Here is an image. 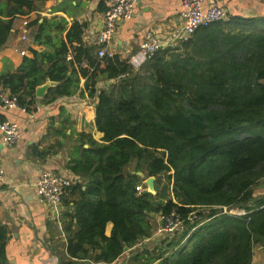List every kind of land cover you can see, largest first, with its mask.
<instances>
[{"label": "trees", "instance_id": "trees-1", "mask_svg": "<svg viewBox=\"0 0 264 264\" xmlns=\"http://www.w3.org/2000/svg\"><path fill=\"white\" fill-rule=\"evenodd\" d=\"M3 14L0 49L11 34L13 16L23 11ZM50 23H29L34 42H40ZM228 27L239 30L233 33ZM83 28L73 23L52 53L29 49L32 57L24 56L16 73L0 74V86L17 97L19 106L31 103L35 88L46 79L59 83L51 100L69 95L67 53L97 66L93 48L81 43ZM194 34L202 37L196 52L188 40L158 51L143 64L145 69H134L116 56L103 58V73L116 80L108 91L96 94L94 74L86 76L88 96L96 94L95 127L103 143L80 134L88 148L80 145L75 151L79 157L72 155L68 163L78 179L69 191L78 198L62 215L70 258L110 264L151 238L156 216L173 209L187 214L195 206L210 209L183 243L187 232L159 240L151 251L142 248L131 262L252 264L253 248L264 249V193L253 197V188L264 177V22H217ZM186 49L190 52L184 56L174 53ZM168 51L172 53L165 60ZM131 166L133 173L127 170ZM136 172L144 180L155 177L154 194ZM216 207L247 214L231 215ZM108 223L112 228L106 236ZM6 241V230L0 229L1 262Z\"/></svg>", "mask_w": 264, "mask_h": 264}, {"label": "crops", "instance_id": "crops-1", "mask_svg": "<svg viewBox=\"0 0 264 264\" xmlns=\"http://www.w3.org/2000/svg\"><path fill=\"white\" fill-rule=\"evenodd\" d=\"M182 1L135 0L131 17L118 23L115 37L107 50L112 51L119 61L127 63V59L137 52L140 43L145 40L147 31H153L166 41L171 30L179 24ZM218 5L228 14L220 22L227 23L236 19L264 22V0H218ZM106 7V0H25L22 4L13 0H0L3 16L13 9L23 11V15L13 16L11 34L0 49V74L17 72L23 58L19 54L22 50H26V57L29 58L32 57L29 49L52 53L54 46L65 40V34L73 23L84 26L81 43L85 48H93L92 60L97 64L96 67H90L86 59L77 62L73 59L74 53L70 51L72 59L64 60L68 65L67 74L71 78L65 86L70 91L69 95L57 96L51 100L59 83L46 79L49 87L43 98H36L34 93L31 103L25 106L13 110L0 106L1 119L15 123L20 132L19 138L10 147L3 144L0 133L3 170V180L0 181V229H5L7 236L5 259L0 264H104L77 260L67 255L62 215L78 198L77 192L64 198L59 210L55 211L48 202L38 201L35 185L39 174L48 170L71 179L75 185L78 179L68 170V163L72 160V155L74 158L79 157L75 151L78 152L80 145L83 149L88 148L86 138L79 135L85 134L94 141L103 143V135L95 127V97L99 91H108L116 83L115 79H108L103 73L106 64L96 55V38L102 28V14ZM30 8L33 10L30 11ZM24 19L29 22L37 19L38 23L43 19L51 21L40 42L33 41L32 27H28L27 40H20L21 22ZM58 26L63 27L64 31L60 32ZM238 30L237 27L226 28V31L233 33ZM46 39L50 42L45 43ZM189 40L190 47L196 52L197 43L202 41V37L194 34ZM77 46L76 43L72 44V47ZM189 52V49L174 50V53L183 56ZM171 53L168 51L164 59L168 60ZM194 59L197 60L198 57ZM146 66L147 64L142 68L145 69ZM91 74H94L93 79L96 80V94L93 97L88 96L89 91L85 88L86 76ZM38 153L46 155L39 158ZM127 170L131 171L132 166ZM263 193L264 177L253 188V197H260ZM111 228L112 225L108 223L105 228L106 236L110 235ZM164 238L154 232L151 238L126 249L110 264H133L131 258L136 255V249L147 247L151 251ZM252 253V264H264L263 247L255 246Z\"/></svg>", "mask_w": 264, "mask_h": 264}, {"label": "built area", "instance_id": "built-area-1", "mask_svg": "<svg viewBox=\"0 0 264 264\" xmlns=\"http://www.w3.org/2000/svg\"><path fill=\"white\" fill-rule=\"evenodd\" d=\"M134 4L135 0H106L107 7L102 14V28L97 35L95 43L97 46L96 55L99 59L115 56L112 51L107 49L115 37L118 23L131 17ZM227 16V11L218 5V0H183L182 9L178 16L179 24L171 30L169 39L163 41L153 31H147L145 40L140 43L137 52L127 59V63L134 69H138L151 60L158 51L187 42L199 28L225 20ZM29 23L27 19L21 22V41L27 40ZM26 53V50L19 52L20 56L23 57L26 56ZM71 59V53L68 52L66 60ZM0 106L7 110L19 108L17 97L6 92L1 86ZM0 133L3 144L7 147L12 146L20 134L19 128L15 123L2 120L1 117ZM2 180L3 170L0 159V181ZM72 185L73 181L69 178L62 177L53 171H42L35 185L38 201L48 202L57 211L62 200L69 195ZM137 191L141 192L142 188L140 186L137 187ZM216 208H221L224 213L236 216L247 214L243 209L238 208ZM209 209V206H195L187 214H182L175 209L168 214H160L156 219V235L172 238L175 235L187 232L181 242L183 243L190 233L201 224L202 213L207 212Z\"/></svg>", "mask_w": 264, "mask_h": 264}, {"label": "water", "instance_id": "water-1", "mask_svg": "<svg viewBox=\"0 0 264 264\" xmlns=\"http://www.w3.org/2000/svg\"><path fill=\"white\" fill-rule=\"evenodd\" d=\"M49 85L47 82H45L44 84L40 85V86H37L35 88V97L36 98H43L46 90L48 89ZM136 174L143 178L144 177V174L141 173V172H136ZM154 182H155V177H148V178H145L144 180V185L147 189V192L151 193V194H154L155 193V190H154ZM151 216L153 217L154 215L151 214ZM139 251V249H136L134 251V253H137Z\"/></svg>", "mask_w": 264, "mask_h": 264}, {"label": "rangeland", "instance_id": "rangeland-1", "mask_svg": "<svg viewBox=\"0 0 264 264\" xmlns=\"http://www.w3.org/2000/svg\"><path fill=\"white\" fill-rule=\"evenodd\" d=\"M29 21V20H28ZM143 180H142V184L144 185V178H142ZM163 183H165V179L164 178H162V180H161V182H160V185H162ZM145 189H146V187H145ZM143 190V189H142ZM146 191H147V189H146ZM156 219H157V216L155 217V232H156V228H157V221H156Z\"/></svg>", "mask_w": 264, "mask_h": 264}]
</instances>
